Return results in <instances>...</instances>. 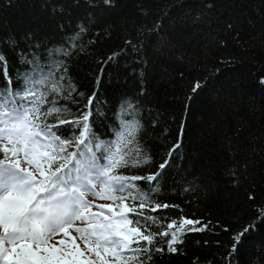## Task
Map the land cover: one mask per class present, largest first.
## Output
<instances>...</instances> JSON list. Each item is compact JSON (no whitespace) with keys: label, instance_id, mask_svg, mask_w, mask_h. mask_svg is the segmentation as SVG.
<instances>
[{"label":"trees","instance_id":"trees-1","mask_svg":"<svg viewBox=\"0 0 264 264\" xmlns=\"http://www.w3.org/2000/svg\"><path fill=\"white\" fill-rule=\"evenodd\" d=\"M0 53L13 81L40 69L64 75L70 97L60 102L72 111L62 118L95 91L91 121L104 140L138 120L150 162L120 172L146 175L169 160L145 210L156 217L148 231L179 227L181 217L211 227L186 225L176 253L158 236L152 247L165 251L147 264H264V0H0ZM197 81L204 87L193 95ZM155 203L176 207L153 213Z\"/></svg>","mask_w":264,"mask_h":264},{"label":"snow or ice","instance_id":"snow-or-ice-1","mask_svg":"<svg viewBox=\"0 0 264 264\" xmlns=\"http://www.w3.org/2000/svg\"><path fill=\"white\" fill-rule=\"evenodd\" d=\"M104 3L110 5L111 0ZM0 74L5 76V86L0 87V264H147L153 253L165 251L152 247L158 236L170 237L167 251L176 253L186 225L188 232L211 227L210 222L181 217L179 227L173 220L169 231H148L156 217L145 215V210L154 202L169 160L146 175L119 171L150 162L137 141L138 120L124 121L112 139L104 140L91 121L95 91L83 110L77 107L73 118L65 119L62 116L72 110L60 102L70 97V92L64 95V75L56 79L40 69L35 77L24 74L13 81L2 53ZM259 83L264 86V77ZM202 87L195 82L193 95ZM68 88L76 91L70 82ZM179 147L178 138L168 156ZM137 182L149 187L144 191ZM96 198L112 202L97 204ZM170 207L176 206L155 203L150 211ZM260 213L264 219V209ZM249 230L245 227L233 237L226 261Z\"/></svg>","mask_w":264,"mask_h":264},{"label":"rangeland","instance_id":"rangeland-1","mask_svg":"<svg viewBox=\"0 0 264 264\" xmlns=\"http://www.w3.org/2000/svg\"><path fill=\"white\" fill-rule=\"evenodd\" d=\"M99 190V189H98ZM88 199H93V197L92 196H89L88 197ZM112 201H109V200H104V199H100V198H96L95 199V203H97V204H106V203H111ZM93 211H96L97 209H92ZM171 231H175V229H171ZM73 235H76V233H74L73 232ZM81 247H83V245H81ZM93 258H95L94 256H93ZM96 259H98V258H96Z\"/></svg>","mask_w":264,"mask_h":264}]
</instances>
